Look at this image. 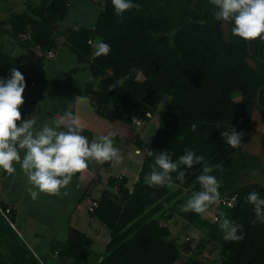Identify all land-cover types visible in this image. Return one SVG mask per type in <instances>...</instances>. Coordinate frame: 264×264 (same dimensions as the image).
Segmentation results:
<instances>
[{"label": "trees", "instance_id": "16d2710c", "mask_svg": "<svg viewBox=\"0 0 264 264\" xmlns=\"http://www.w3.org/2000/svg\"><path fill=\"white\" fill-rule=\"evenodd\" d=\"M47 2L42 1L39 19L23 14L13 17L11 33L22 46L53 45L52 33L67 7L65 0L46 5ZM133 3L141 7L125 11L121 18L115 14L111 0H104L95 28L68 34L72 49L81 62L88 64L94 78L95 82L86 85V95L91 96L102 117L121 119L134 128L133 121L153 111L162 94L171 95L152 141L146 144L143 132L134 128V143L144 150L136 181L130 187L125 179H110L109 184L117 187L120 197L104 192L97 200L93 216L110 230V239L97 264H178L180 247L176 240L168 239L171 228L162 224L176 216L204 230L208 239L221 247L223 261L212 264H264V223H252L254 206L245 200L252 191L264 198V186L242 182L246 173L259 169L261 164L250 153H234L220 136L221 131L233 126L237 132L247 130L255 110L264 115L257 103V92L264 85V40L257 38L248 44L234 36L231 23L214 18L208 0ZM29 27L31 36L23 39L21 35ZM92 39L94 44H109L110 53L93 59L95 49L89 42ZM12 67L24 75L28 87L30 79L21 70L20 61L4 54L0 47V78H8ZM138 73L143 74V80L137 79ZM235 95L239 96L238 101ZM260 102L264 106V89ZM82 134L88 137L90 132L84 130ZM260 144L264 152V126ZM185 149L203 155L210 166L222 165V171L214 169L211 173L222 181L220 200L211 205V219L181 211L187 196L200 190L196 177L201 165L191 169L184 166L183 182L173 172L171 187H149L144 181L155 154L167 150L175 161ZM149 150L152 157L147 156ZM223 199L232 201V205H223ZM220 212L243 226V240L230 242L222 238L216 223ZM8 237L12 241L7 246L1 239ZM0 238V245L8 253L6 257L1 253L0 264H40L1 213ZM92 243L85 233L70 227L67 241L56 243L52 251L58 250L62 260L73 258L76 264H89L91 255H95ZM182 264L209 263L191 257Z\"/></svg>", "mask_w": 264, "mask_h": 264}, {"label": "crops", "instance_id": "0c3cea01", "mask_svg": "<svg viewBox=\"0 0 264 264\" xmlns=\"http://www.w3.org/2000/svg\"><path fill=\"white\" fill-rule=\"evenodd\" d=\"M42 1L0 0L1 50L18 59L21 70L30 79V85L23 93L24 104L19 109L22 119L35 118V127L39 128L45 121L52 123L65 110L71 111L81 119L84 130L90 132V140L99 133L117 130L119 134L114 139V146L120 149L124 160L119 165L89 161V167L73 177L70 184L61 189L60 195L39 193L36 200L26 190L27 178L19 164H14V174L0 169V205L12 207L16 227L12 228L37 257L52 264L58 258L52 248L58 242L67 241L70 227L85 233L93 242L92 252L96 257L101 255L99 250L106 248L110 230L93 216L89 206L104 192L114 194L117 187L111 186L109 180L116 179L117 175L122 174L123 180L131 187L144 156L140 155L141 152H134L138 146L134 143L136 135L132 126L121 119L102 117L97 112L91 96L86 95V85L95 82L94 78L88 64L78 59L68 41L71 31L95 28L104 0H65L67 10L56 23L52 33L53 45L22 46L11 33L13 17L23 14L39 19ZM51 1L48 0L46 5ZM30 32L31 27L21 37L30 38ZM117 166L119 169L112 172Z\"/></svg>", "mask_w": 264, "mask_h": 264}, {"label": "clouds", "instance_id": "9594fccd", "mask_svg": "<svg viewBox=\"0 0 264 264\" xmlns=\"http://www.w3.org/2000/svg\"><path fill=\"white\" fill-rule=\"evenodd\" d=\"M213 6V16L217 21L231 23V32L244 40H264V0H208ZM115 14L123 16L127 10L141 7L133 0H111ZM92 58L106 56L110 53V45L100 41L94 45ZM8 78H0V169L14 174V164H19L26 176L27 192L33 200L39 193L60 195L73 176L82 173L89 167V161L97 164L109 162L119 165L123 161L120 149L114 146V139L119 134L113 129L95 135L91 140L82 133L84 128L81 119L73 112L65 110L52 123L45 121L41 127H35V118L22 119L19 110L24 104L23 93L26 88L24 75L12 67ZM195 130V125L192 126ZM243 133L237 132L233 126L220 132L221 138L232 148L241 146ZM21 152L24 153L21 156ZM151 150L147 156L152 157ZM201 165L196 180L200 190L195 191L181 206L182 212H194L201 219H208V209L220 200L219 189L222 181L211 174L214 169L222 171V165L210 166L203 155L185 149L177 160L167 150L159 151L154 156L151 170L145 174L144 181L149 187H171L172 173L183 182L186 170L193 165ZM67 195V192L64 193ZM246 202L254 206L255 224L264 223V198L252 191L245 197ZM216 223L225 241L238 242L243 240L242 225L229 220L223 212L219 213Z\"/></svg>", "mask_w": 264, "mask_h": 264}, {"label": "rangeland", "instance_id": "374dc122", "mask_svg": "<svg viewBox=\"0 0 264 264\" xmlns=\"http://www.w3.org/2000/svg\"><path fill=\"white\" fill-rule=\"evenodd\" d=\"M137 79L140 81L143 80L144 79L143 74L138 73ZM170 99H171L170 94H162L160 96L157 107L153 111L146 113L144 118H137V120H140L141 123H137V120L133 121L134 128L138 131L141 130L140 132H143V137L146 140V144L152 141V139L155 137V133L160 127L161 120L166 112V107ZM234 99L238 101L239 96L235 95ZM263 126H264V115L260 111L255 110L250 127L244 132H242L243 135L241 137V146L239 148H232L234 153L243 154L247 152L250 153L251 155L256 156L261 164V167L259 169L255 171H249L248 173H246V175L243 176L242 178L243 183L257 182L264 186V175H263L264 152L260 144V137L262 134ZM134 147L136 146L134 145ZM137 149L135 150L133 149L134 152H136ZM140 152H141L140 155L144 156V150L140 149ZM117 168L119 169L118 166L116 168L114 167L112 169V172L113 171L115 172ZM177 188L178 187L175 186L174 191H176ZM114 191L115 192L113 196L118 199L120 195L117 189H115ZM190 196L191 195L187 196V200ZM208 219H211V206L208 209ZM162 224L168 225L171 228V234L168 237V239L176 240L177 244L180 247L181 254L178 259V264L184 263L191 257L202 259L203 261L209 264L221 263L223 261L224 259L223 250L217 244L210 241L206 236L205 231L202 230L201 228L196 227L194 224H190L187 223L186 221H183V219L179 218L178 216L174 217L171 220H166V221L163 220ZM60 233L61 232L59 231V234ZM187 237L190 238L189 243H185L187 241ZM1 240L3 244L7 246L10 244L9 242L12 241V239L9 237ZM188 246H190L189 250L187 248ZM5 250L6 249L2 245H0V255L2 253V255L5 254L6 257L8 253ZM99 251L101 255H103L105 249ZM31 252L34 254L32 250ZM34 256L37 259L39 258L35 254ZM99 256L96 257L95 255H91L89 264H97ZM55 260L56 259H54V263L52 264H76V261L73 258H67L66 261L60 258H57L56 261ZM38 261L40 262V264L42 263L46 264L45 263L46 261L40 260V258L38 259Z\"/></svg>", "mask_w": 264, "mask_h": 264}, {"label": "built area", "instance_id": "2783aa9c", "mask_svg": "<svg viewBox=\"0 0 264 264\" xmlns=\"http://www.w3.org/2000/svg\"><path fill=\"white\" fill-rule=\"evenodd\" d=\"M23 36H25V35H23ZM89 42H90L91 44L94 45V42H93L92 40H90ZM137 123H141L140 120H137ZM136 152L139 153V152H140V149L138 148V149L136 150ZM116 179H117V180H121V179H123V176H122V175L117 176ZM221 203H222L223 205H228V206H231V205H232V201H230V200H226V199L221 200ZM97 206H98V202H97V200L92 201L91 204H90V206H89V210H90L91 212H94L95 209L97 208ZM0 213H1V215L4 217V219H5V220H6V221H7L12 227L16 228V227H15V222H14V220H13V218H12V207H4V206L0 205ZM189 239H190V238L187 237V240H189ZM54 253H55L56 255H58V250H56ZM40 260H41V259H40Z\"/></svg>", "mask_w": 264, "mask_h": 264}, {"label": "water", "instance_id": "95a60500", "mask_svg": "<svg viewBox=\"0 0 264 264\" xmlns=\"http://www.w3.org/2000/svg\"><path fill=\"white\" fill-rule=\"evenodd\" d=\"M247 42H248V44H249V41H248V40H247ZM249 52L252 54V51H251V48H250V47H249ZM263 89H264V85H262V86L259 88L258 92H257V103H258V107H259L261 110L264 111V106H263V105L261 104V102H260V97H261V93H262Z\"/></svg>", "mask_w": 264, "mask_h": 264}]
</instances>
